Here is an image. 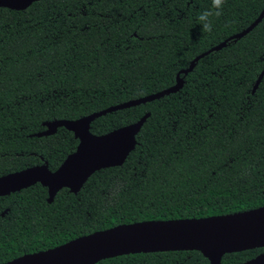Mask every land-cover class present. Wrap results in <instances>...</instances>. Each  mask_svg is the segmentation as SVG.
<instances>
[{"label": "trees", "instance_id": "1", "mask_svg": "<svg viewBox=\"0 0 264 264\" xmlns=\"http://www.w3.org/2000/svg\"><path fill=\"white\" fill-rule=\"evenodd\" d=\"M264 0H37L0 7V176L43 161L56 169L78 143L43 122L76 119L173 85L180 69L247 27ZM263 70L262 77L252 91ZM182 76V74H180ZM149 112L122 165L46 200L35 183L0 196V263L117 224L204 217L264 205V15L199 58L183 86L95 118L103 134ZM263 248L225 253L243 262ZM196 250L130 253L94 264H207Z\"/></svg>", "mask_w": 264, "mask_h": 264}, {"label": "water", "instance_id": "2", "mask_svg": "<svg viewBox=\"0 0 264 264\" xmlns=\"http://www.w3.org/2000/svg\"><path fill=\"white\" fill-rule=\"evenodd\" d=\"M37 0H0V7L23 10ZM264 8L244 29L196 55L186 68L180 69L173 85L142 97L110 105L76 119L44 121V129L35 136L54 134L58 127L73 133L76 148L67 154L53 171L47 162L0 176V195L40 183L47 188L50 203L61 188L77 193L87 178L96 170L122 165L136 145L138 134L149 112L137 121L103 134L90 131L91 122L106 113L158 99L177 92L183 86V76L190 72L199 58L218 50L230 39L249 32L263 17ZM182 74V76H180ZM263 70L252 91L257 87ZM263 248L255 256L237 264H264V205L233 213L204 217L145 220L122 223L75 237L60 245L33 253L22 254L0 264H94L99 260L123 254L161 251L196 250L207 259V264H222L225 253Z\"/></svg>", "mask_w": 264, "mask_h": 264}, {"label": "clouds", "instance_id": "3", "mask_svg": "<svg viewBox=\"0 0 264 264\" xmlns=\"http://www.w3.org/2000/svg\"><path fill=\"white\" fill-rule=\"evenodd\" d=\"M224 0H212V7L215 9V11L206 10L200 14H198L197 19L202 25V30L204 32H211L212 30V24L210 21V17L215 15L219 17L222 15V9H223Z\"/></svg>", "mask_w": 264, "mask_h": 264}, {"label": "flooded vegetation", "instance_id": "4", "mask_svg": "<svg viewBox=\"0 0 264 264\" xmlns=\"http://www.w3.org/2000/svg\"><path fill=\"white\" fill-rule=\"evenodd\" d=\"M44 162V161H43ZM43 162H41V163H43ZM41 163H39V164H41ZM39 164H35V165H39ZM61 164V163H60ZM33 166V165H32ZM50 170V169H49ZM55 170V169H54ZM51 171H53V170H51ZM38 183V182H37ZM40 184V183H39ZM34 185V184H33ZM29 187V186H28ZM26 188V187H25ZM46 188V187H45ZM22 189H24V188H22ZM62 189V188H61ZM60 189V190H61ZM21 190V189H20ZM20 190H17V191H15V192H18V191H20ZM46 191H47V188H46ZM69 191V190H68ZM10 193H14V192H10ZM10 193H8V194H10ZM8 194H6V195H8ZM73 194H76V193H73ZM0 196H4V195H0ZM47 196H48V194H47ZM46 199H47V197H46ZM7 211V208H4L3 209V211L0 213L1 214V216H3L4 214H5V212Z\"/></svg>", "mask_w": 264, "mask_h": 264}]
</instances>
